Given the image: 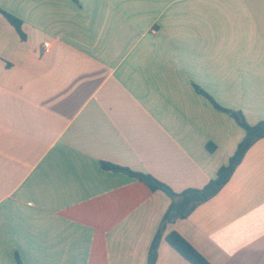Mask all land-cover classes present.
I'll list each match as a JSON object with an SVG mask.
<instances>
[{
    "label": "crops",
    "instance_id": "0c3cea01",
    "mask_svg": "<svg viewBox=\"0 0 264 264\" xmlns=\"http://www.w3.org/2000/svg\"><path fill=\"white\" fill-rule=\"evenodd\" d=\"M0 264H147L174 192L202 189L264 121V0H0ZM50 43L48 50L44 44ZM212 145V150L209 148ZM264 264V138L162 232L156 264Z\"/></svg>",
    "mask_w": 264,
    "mask_h": 264
},
{
    "label": "trees",
    "instance_id": "16d2710c",
    "mask_svg": "<svg viewBox=\"0 0 264 264\" xmlns=\"http://www.w3.org/2000/svg\"><path fill=\"white\" fill-rule=\"evenodd\" d=\"M0 14H2L8 22L16 29L22 39H26L25 32L23 31V21L18 17L4 11L0 8ZM201 93L211 101L213 106L220 111L227 112L232 118L241 126L245 131L244 139L239 143L235 153L231 156L227 165L222 166L217 177L212 180L208 185L202 189H187L181 193L174 192L168 185L160 182L155 177L143 173L131 171L128 168L113 165L108 162H102V167L105 170L122 172L131 177H135L149 187L152 192L161 190L167 193L172 203L164 215L161 229L155 236L150 252L147 264H156L158 258V249L162 238V232L168 223L174 222L177 219H184L188 217L197 206L207 202L216 196L230 181L237 167L243 161L245 155L250 148L259 140L264 138V121L256 125L248 124L240 112L224 109L217 102L213 100L207 93L198 89ZM212 150V145L209 147ZM166 241L169 245L175 249L183 258H185L191 264H211L196 248H194L183 236L177 232H172L166 237ZM18 264H22L19 260Z\"/></svg>",
    "mask_w": 264,
    "mask_h": 264
},
{
    "label": "built area",
    "instance_id": "2783aa9c",
    "mask_svg": "<svg viewBox=\"0 0 264 264\" xmlns=\"http://www.w3.org/2000/svg\"><path fill=\"white\" fill-rule=\"evenodd\" d=\"M49 47H50V43H45V44H44V49H45V50H48Z\"/></svg>",
    "mask_w": 264,
    "mask_h": 264
}]
</instances>
